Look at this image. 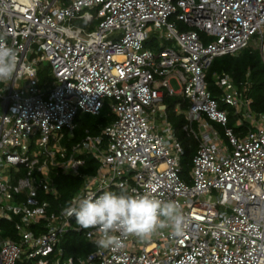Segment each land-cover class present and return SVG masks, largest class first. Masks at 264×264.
Returning a JSON list of instances; mask_svg holds the SVG:
<instances>
[{"label": "built area", "instance_id": "built-area-1", "mask_svg": "<svg viewBox=\"0 0 264 264\" xmlns=\"http://www.w3.org/2000/svg\"><path fill=\"white\" fill-rule=\"evenodd\" d=\"M75 21L84 26L74 30ZM0 36L18 50L17 71L0 88V220L17 219V240L0 235V264H264V113L251 111L246 83L237 88L216 73L212 95L206 82L215 57L245 48L259 51L264 66V0H0ZM161 38L173 44L145 47ZM44 62L51 82L39 92ZM171 97L193 142L186 171L166 116ZM104 106L113 121L99 135L54 149L72 136L76 116ZM212 124L224 128L227 145ZM52 132L60 135L51 146ZM90 154L96 172L67 207L105 191L150 194L181 206L183 234L163 229L141 241L115 233L122 246L104 248L96 229L63 214L67 207L50 210L39 198L56 195L49 174L75 175ZM6 166L24 173L10 181ZM69 231L93 250L61 261L58 241Z\"/></svg>", "mask_w": 264, "mask_h": 264}, {"label": "trees", "instance_id": "trees-1", "mask_svg": "<svg viewBox=\"0 0 264 264\" xmlns=\"http://www.w3.org/2000/svg\"><path fill=\"white\" fill-rule=\"evenodd\" d=\"M153 50L158 46L157 43H151L149 45ZM47 70H38L37 79L38 87L42 85L43 74ZM225 72L230 75L234 85L240 88V84L246 83L248 85V97L251 99V111L255 114L264 113V66L261 61L259 51L250 50L248 48L242 49L237 53L225 54L215 57L209 68L206 71V82L209 92L212 95L217 94L213 90V76L216 73ZM46 75V74H45ZM179 99L167 98L165 104L167 105V113L170 123L178 131L183 147L185 148V162L181 159V167L183 171L188 169L189 160L193 145L191 140L185 138L184 134L180 131V127L177 126L178 121H182V115L176 116L174 113V107ZM107 107L104 106L97 115L82 114L75 118V129L72 136L69 137L64 133L62 137L63 146L69 149L73 144L79 142L86 134L96 136L100 133L101 129L108 126L113 121V114L107 112ZM231 112V111H230ZM235 118L232 117V113L228 116L227 125L234 124ZM176 123V124H175ZM176 125V126H175ZM244 129V128H243ZM189 146V147H188ZM84 164L80 167L77 174H62L52 171L49 175L56 188L55 197L46 196L39 193V198L49 201L50 210L56 211L59 208H65L71 197L79 190L82 185V181L85 176H92L97 169V162L90 155H83ZM24 173L23 168L19 167V176ZM17 219H12L11 222L0 220V235L2 238H9L13 241L17 240L14 231V222ZM57 248L62 250L61 261L71 258H84L89 252L93 250V246L90 245L83 237L81 233L69 231L60 237Z\"/></svg>", "mask_w": 264, "mask_h": 264}, {"label": "clouds", "instance_id": "clouds-1", "mask_svg": "<svg viewBox=\"0 0 264 264\" xmlns=\"http://www.w3.org/2000/svg\"><path fill=\"white\" fill-rule=\"evenodd\" d=\"M18 50L0 36V83L12 81L17 71ZM63 214L75 216L83 229L94 228L100 247L119 248L121 240L115 233L150 240L160 230L170 229L180 236L185 218L175 201H164L150 194H128L105 191L98 197H84L75 206L63 209Z\"/></svg>", "mask_w": 264, "mask_h": 264}, {"label": "rangeland", "instance_id": "rangeland-1", "mask_svg": "<svg viewBox=\"0 0 264 264\" xmlns=\"http://www.w3.org/2000/svg\"><path fill=\"white\" fill-rule=\"evenodd\" d=\"M170 21H173L174 23H175V26H176V28L179 30V31H182V30H186V28H185V25H183L181 22H179V21H176L175 19H174V17H171L170 18ZM73 29L74 30H76V29H79L80 27H83L84 26V23L82 22V21H75V22H73ZM65 27H68V26H65ZM154 33L152 32V31H150V35H153ZM156 37H157V35H155ZM151 40L152 39H150V41H147L146 43H145V47L147 48V49H149V50H153L149 45L151 44ZM157 44H158V46H159V48H161V49H163V48H169L173 43H169V42H166L163 38H161V39H159V41L157 42ZM38 70H43V72L45 71V70H47L46 72H45V74H43V82H42V85L41 86H39L38 87V91L39 92H43V90L46 88V87H48L49 86V84H50V82H51V75H50V73H49V68H48V66H47V63H42V64H40V66L38 67ZM1 86H2V83H0V88H1ZM169 86L173 89V91H178L179 90V85L174 81V80H170V82H169ZM1 93H3V91L1 92ZM226 108V110H231L229 107H225ZM1 112H2V109H1V107H0V114H1ZM107 112L110 114L111 112L109 111V110H107ZM168 115H170L171 114V112H170V114H169V112L167 113ZM166 114V116H168ZM172 115V114H171ZM172 117H173V115H172ZM163 118H164V116H163ZM156 119H158V120H161V118L158 116V115H156ZM168 121L170 122V120L168 119ZM176 124V123H175ZM173 125V124H172ZM213 125V127L218 131V133L220 134V138H221V141H222V143L224 144V145H227V141H226V139L223 137V130H224V128L223 127H220L219 125H216V124H212ZM176 126V125H175ZM177 126L178 127H180V126H182V121H178L177 122ZM227 128H231V129H235V124H230V125H227ZM103 129H101V131H102ZM101 131H100V133H101ZM99 133V134H100ZM98 134V135H99ZM174 134H175V136L177 137V139L179 140L180 139V135H179V133H178V131H176L175 130V128H174ZM60 134L59 133H55V132H52L51 133V135H50V137H51V140H50V145L52 146L53 145V143H55L54 141H53V138H57L58 136H59ZM180 142H182L181 140H179ZM64 144H63V142H62V140H60L59 142H56L55 143V147H54V149H58V148H60L61 146H63ZM36 152V151H35ZM30 156L32 157V154H30ZM90 156L94 159V157H93V155H91L90 154ZM185 156V155H184ZM182 157V160H183V163L185 162L184 160H185V157ZM190 161V160H189ZM189 163V162H188ZM1 172H2V174H3V176H5L8 180H10V181H13L18 175H19V169L18 168H15V167H9V166H6V167H4L2 170H1ZM213 198H212V196L211 195H209V196H206V197H204L202 200H204V201H210V200H212ZM14 203V205H18V203H17V201H14L13 202Z\"/></svg>", "mask_w": 264, "mask_h": 264}]
</instances>
